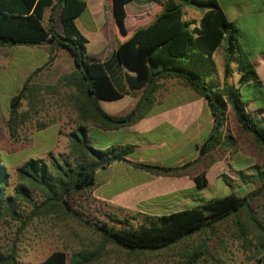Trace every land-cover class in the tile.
Segmentation results:
<instances>
[{"label":"trees","instance_id":"obj_1","mask_svg":"<svg viewBox=\"0 0 264 264\" xmlns=\"http://www.w3.org/2000/svg\"><path fill=\"white\" fill-rule=\"evenodd\" d=\"M136 0H109L114 20L116 51L112 53L118 71L124 81L126 91L140 92L139 103L132 112L121 118L108 116L98 106L99 101H115L123 97V91L116 87L110 61L101 62L98 57L86 51V40L75 24V19L86 9L83 0H0V45L42 46L49 45V59L52 61L57 48L64 49L72 57L74 71L61 77L60 83L74 88L77 92L78 114L81 124L68 134L70 150L60 160L51 153L49 160L29 159L17 174L24 183L39 189L44 194L43 203L60 208L66 214L72 212L79 221L93 228L101 239V247L113 245L130 252L167 250L181 240L201 232H213L216 227L228 220L242 228L241 217L247 219L258 233L264 236V226L252 216L253 199L264 197V168L253 166L252 174L238 171L240 184L255 186L245 197L236 192L208 199L196 200V205L187 209L162 215H146L137 224L136 216L120 219L115 215L107 217L110 222L93 224L83 212L72 211L64 197L73 198L97 186V172L106 170L115 163H125L135 169L155 172L159 175H173L177 168L159 167L134 163L127 159L134 152L132 145L106 146L96 148L89 139L87 127L104 131H115L131 126L142 119L152 108L159 90V82L175 79L196 96L206 101L212 116L213 125L207 139L198 147L199 157H205L218 148L230 147L231 138L223 134L228 108L231 106L244 133L264 149V119L245 113V105L238 99V90L228 83L232 75L229 58L235 56L239 62L241 85L258 84L253 65L247 60L238 44V30L229 22L216 0H148L156 4L157 10L151 15L133 17L131 27H125L127 4ZM201 11L199 30L195 33L193 24L184 20L185 5ZM51 13L48 26H44V14ZM59 11L61 31L52 25L53 15ZM224 43V76L217 81L213 55ZM31 76L24 82L20 91L9 102L8 128L19 117L21 100H32L33 87L29 86ZM17 117V118H18ZM197 161V160H195ZM193 162L192 164H194ZM199 164V163H197ZM187 166V165H186ZM223 182L229 186L226 176ZM9 174L0 158V217L19 218L20 199H30V189L21 184L15 195L6 194L5 186ZM197 191L207 187L205 170L192 176ZM92 221V220H91ZM238 229L242 240L245 233ZM262 239L259 240L263 246ZM97 251L96 249L94 252ZM94 252L80 251L73 256L80 259L77 264H93L98 258ZM72 256V258H73ZM71 258V261H72ZM190 258V257H189ZM63 252H53L38 264H71ZM191 262H195L192 260ZM0 264H19L13 254L0 252Z\"/></svg>","mask_w":264,"mask_h":264},{"label":"rangeland","instance_id":"obj_2","mask_svg":"<svg viewBox=\"0 0 264 264\" xmlns=\"http://www.w3.org/2000/svg\"><path fill=\"white\" fill-rule=\"evenodd\" d=\"M177 1L181 2L182 0ZM135 6L134 3H131L127 7L129 15L128 28L134 25L131 13H133ZM185 6L183 10L184 20L193 24V29L197 34L201 11L198 9L199 7L195 10L189 4ZM157 9L155 5L148 6L143 8L140 14L151 15ZM50 13V9L45 11L44 26L49 24ZM52 18L54 28L61 31L59 11H56ZM88 40L91 41L89 38ZM108 40L106 39L104 42L106 47ZM90 45L91 43L87 45L88 51ZM116 45V41L112 42L108 53L101 58L111 62L110 66L116 87L125 91L124 81H118L122 73L118 71L119 69L111 54L112 47L115 48ZM224 46L223 43L213 55L216 77L219 82L223 80L224 76L226 60ZM30 50L31 69L37 67L30 74L29 86L33 87L34 97L32 100L24 99L20 101L19 117L17 116L18 118L16 117L14 123H12L11 130L7 125L9 101L10 95L17 91L18 86L15 87L11 79L7 77L2 79L3 84L8 86L7 95L4 92L2 93L3 89L0 87V158L9 174L5 191L6 194L14 196L16 189L21 184H25L24 186L30 189L31 199L19 198L16 201L20 207L18 210L19 218L0 217V252L2 254H13L19 264H38L56 251L66 254L67 261L70 262L74 254L80 251L92 253L95 249L97 251L93 255L98 259L93 264H264V242H262L263 246L259 244L260 239L264 241V236L262 232L255 231L254 226L247 222L244 217H241L242 228L235 225L231 219L219 224L213 232L194 234L167 250L130 252L110 244L102 248L101 239L93 228L83 221H79V218L75 217L72 212L66 214L60 208L52 209L46 206L43 203L45 200L44 194L40 193L36 187L30 188V185L24 183L19 178L16 170L29 159L47 161L49 160L48 154L51 153L60 160L61 157L68 154L70 150L68 134L81 124L77 110V103L80 100H76L78 97L74 88L60 83L62 76L72 73L75 69L69 52L57 48L54 51L52 61H50L49 45L35 46ZM44 53L48 54L46 61H43ZM244 56L250 61V57L246 52ZM229 66L232 75L227 77L228 83L238 90V99L245 105V113L254 114L257 118L264 119V91L253 84L241 85L239 83L241 78L239 64L233 55L229 58ZM189 92L191 93L189 94ZM193 96H195L194 93L181 85L179 81L175 79L162 80L159 82V90L154 95L156 101L152 107L160 105L166 100H186L187 98H193ZM106 104L98 102L101 109L109 106L115 108V105L110 103H108V107H105ZM87 129L89 139L96 148L122 146L115 143L124 139L125 133L123 131H118L115 134H105L91 126ZM222 132L231 138L233 144L230 147L218 148L210 152L205 160L199 164L191 163L188 170L193 173L192 175L209 170V186L204 190H200V195L197 198L196 196L193 197L194 199L189 204L182 207L195 206V199L208 200L228 195L230 192H236L240 197H245L255 187L251 186L249 188V186L240 184L237 172L242 171L244 174H252L251 168L253 166L257 165L264 168V149L250 135L242 131L231 106L228 108L227 120ZM164 133H168L164 139L166 147L178 141L184 143L185 152L189 154L191 161L194 159L196 151L193 152V150L196 140L191 137L189 130H186L183 132V136H180L181 133L176 129L167 130L159 127L143 136L144 145L157 142ZM206 138L207 135L201 134L202 140ZM127 139L133 143L135 138L129 136ZM201 139L198 138L197 142H201ZM141 147L146 148V146ZM139 156L142 157L141 152L132 155L131 158L133 161H139ZM110 172L111 170L108 169L98 173L99 183L93 189L81 192L73 198L64 197V199L69 202L73 212H83L89 220H92L90 222L93 224L101 221L110 222L107 218L108 214L115 215L120 219L125 216H136L135 221L131 220L133 224L143 221L145 217L142 216L150 214H148V211L140 210L142 208L141 203L137 206L133 204L126 209L113 202H106L101 199V195L106 192L105 185L101 187V184L108 183L110 184L109 188L115 191L130 187L137 180L120 179L119 174L122 173L119 169L114 170V174L111 175L113 177L110 178L106 175ZM101 175L102 177H100ZM223 175L227 177L225 179L229 186H226L223 182ZM158 180L157 176H154L152 182L139 186L136 190L146 188L153 195L156 193V182ZM252 199L254 200L251 206L254 210L252 216L264 226V197L259 201L256 200V197H250L248 200L251 201ZM177 209H180V207ZM239 228L245 233L244 240L240 237L242 236L240 232L237 234ZM192 260L195 262H191ZM78 262H80V259L73 256L71 264H77Z\"/></svg>","mask_w":264,"mask_h":264},{"label":"crops","instance_id":"obj_3","mask_svg":"<svg viewBox=\"0 0 264 264\" xmlns=\"http://www.w3.org/2000/svg\"><path fill=\"white\" fill-rule=\"evenodd\" d=\"M83 1L86 3V9L75 19V24L86 40L85 46L87 53L91 56L100 58L101 62H105L107 60H104L101 57H104L108 53L109 46L112 42L116 41L110 2L109 0ZM216 1L226 19L236 26L238 30V44L241 51L243 54L246 52L250 57L249 62L253 65L259 81L258 84L253 85L258 87L261 91H264V0ZM131 3L136 5L132 11L133 13H131L132 18L140 15L143 8L156 5L150 3L148 0H136ZM129 4L125 7L126 28H128L127 20L129 15L127 7ZM88 38L91 40L90 42ZM106 39L108 40L107 47L104 43ZM90 43L91 45L88 51L87 45ZM34 47L0 45V87L3 89L2 93L4 92L6 94L8 89V86L4 85L2 82L3 78L8 77L11 79L12 84L15 87L18 86L17 91H15L13 95H10V100L18 91H20L25 79H27L31 72L37 68L34 67L31 69L32 59L30 49ZM116 47L117 45L115 48L112 47V51L110 50L111 54L116 51ZM47 56L48 54L44 53L43 61H46ZM190 93L191 92H189V94ZM139 99L140 92L131 93L125 90L121 99L99 102L103 104L107 103L105 107H108V103L115 105V108L109 106L108 108H104L105 110L102 109V111L104 113L107 112L106 114L113 118H121L127 116L130 112L136 109ZM212 125L213 120L206 101L195 95L193 98H187L186 100H166L164 103L152 107L142 119L131 126H125L115 131L98 129L99 132L105 134H115L118 131H123L125 133L124 139L115 144L132 145L134 147V152L127 157L131 162L159 167L177 168V171H175L173 175L164 176L143 169H135L125 163H115L106 169L111 170L109 174H106L107 176H110V178L113 177L111 175L114 174V170L119 169L122 173L119 174L121 176L120 179L137 180L130 187L115 191H112V189L109 188L110 184H101V187L105 185L104 188L107 192H105L104 195H101V199L106 202H113L126 209L130 208L133 204L137 206V204L141 203L142 208L140 210L148 211V214L150 215L168 214L190 208H184L182 206L189 204V202L194 199L193 197L196 196L197 198V196L200 195V191L195 189V185L191 179L196 173L192 175L193 173H190V170L188 169L191 166V163H200L207 157H199L198 147L207 139L202 140L201 134H205L208 137ZM159 127H163V129L167 130L176 129L181 133L180 136H183V132L189 130L191 137L196 140L193 150V152L196 151L194 159L191 161V157L185 152L184 143L178 141L172 145L169 144L170 146L166 147V141L164 139L167 137L168 133L162 134L160 140L157 142L144 145L143 136ZM129 136L135 138L133 143L127 139ZM198 138L201 139V142H197ZM141 146H146V148H142ZM140 152L142 157L139 156V161H133L131 156L136 153L139 154ZM102 171L97 172V174ZM205 172L208 187L210 173L209 170ZM154 176H157L159 179L156 182L157 190L155 194L152 195L146 188H144V190H136L139 186L152 182ZM100 177H102V175ZM96 181L99 183L97 175ZM196 200L199 199H195V202ZM178 207H180V209H177Z\"/></svg>","mask_w":264,"mask_h":264}]
</instances>
